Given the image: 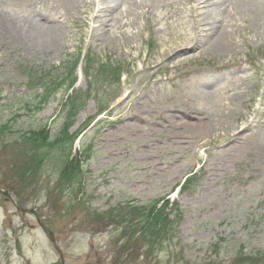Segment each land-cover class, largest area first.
<instances>
[{"label":"rangeland","instance_id":"rangeland-1","mask_svg":"<svg viewBox=\"0 0 264 264\" xmlns=\"http://www.w3.org/2000/svg\"><path fill=\"white\" fill-rule=\"evenodd\" d=\"M97 1L0 0L17 25L0 33V264H62L47 233L64 264L263 262L264 4ZM73 79L88 97L68 128ZM156 201L175 233L153 242L130 218Z\"/></svg>","mask_w":264,"mask_h":264},{"label":"trees","instance_id":"trees-1","mask_svg":"<svg viewBox=\"0 0 264 264\" xmlns=\"http://www.w3.org/2000/svg\"><path fill=\"white\" fill-rule=\"evenodd\" d=\"M76 80L73 79L69 84L67 85L68 89H72L74 86ZM87 93H83V95L78 94L77 89H73L70 94L67 95L64 107L67 110L66 113V120H65V126L68 128L72 127L76 117L79 113V111L84 107L85 102L87 100ZM29 139H32L33 143L37 141H43L42 137H38L37 134H30L28 137ZM24 140V139H23ZM191 180H187L186 184L183 186V188H186L189 185V182ZM158 202H152L150 205H148L144 210L140 209L141 206H136L134 208V212L136 215V221L135 217L130 218L132 221V224L135 223L137 231H134V234L137 233L142 239H148L149 241H155L157 238H163L168 237L173 238L172 235H174L175 230L172 225V223L175 221L170 220V216L172 214L165 213L166 206H161L160 208H157ZM175 219V218H174ZM123 223L121 225H127L128 221L121 220ZM264 259V254H263ZM262 262V261H261ZM253 262L250 259L243 264H264L263 262Z\"/></svg>","mask_w":264,"mask_h":264},{"label":"bare ground","instance_id":"bare-ground-1","mask_svg":"<svg viewBox=\"0 0 264 264\" xmlns=\"http://www.w3.org/2000/svg\"><path fill=\"white\" fill-rule=\"evenodd\" d=\"M58 3H67L68 5L71 4V0H57ZM74 2H76V0H73ZM161 2V5H153L152 8H156L159 7L160 9L164 10V9H171L173 8L174 5L177 4V0H159ZM199 2V4H202L204 7H208L209 9L212 8L213 10H217V8L222 9L223 5L227 6H231L232 0H197ZM264 0H244L242 3L239 2L238 4V8L242 9L243 11H248L249 7L252 8V16H259L261 14L262 11V5L264 4L263 2ZM111 3H114L113 0H98L97 3L95 4L100 10H105L104 12H108L111 10ZM135 3L138 4L137 1H135ZM237 3V2H236ZM94 4V3H93ZM141 4V3H139ZM138 4V5H139ZM154 4V2L152 3ZM151 3L149 2L147 7H151L150 6ZM171 18V13L170 11H166L164 14H159L156 16V19L158 21H164L166 19H170ZM209 19L205 18L204 20H202L203 22L208 23L209 26H211V24L208 22ZM168 23H170V21H168ZM43 25L31 22L30 26H29V31L37 34V36H35V38H37L39 41H43V39H47L48 41H53L55 39V33L54 31H51L49 28H45V27H49L47 26V24L42 23ZM44 26V27H43ZM11 29L16 32L17 31V25L13 22L7 21L6 16L4 15V13L2 11H0V33H6L8 30L11 31ZM33 35V34H32ZM224 40V41H221ZM230 40V36L226 35V36H221V37H217L216 41L214 42V44L221 48V50H223L225 48L226 45L222 44L225 41H229ZM221 42V43H218ZM200 112V111H199Z\"/></svg>","mask_w":264,"mask_h":264},{"label":"water","instance_id":"water-1","mask_svg":"<svg viewBox=\"0 0 264 264\" xmlns=\"http://www.w3.org/2000/svg\"><path fill=\"white\" fill-rule=\"evenodd\" d=\"M20 210H21V211H23V212H25V210H24V209H22V208H20ZM51 239H52V237H51ZM52 240H53V239H52Z\"/></svg>","mask_w":264,"mask_h":264}]
</instances>
